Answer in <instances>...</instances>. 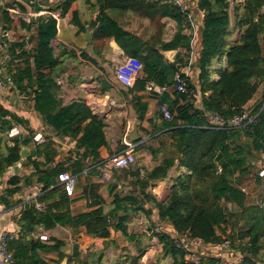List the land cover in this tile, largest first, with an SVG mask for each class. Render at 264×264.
<instances>
[{
  "label": "trees",
  "instance_id": "trees-1",
  "mask_svg": "<svg viewBox=\"0 0 264 264\" xmlns=\"http://www.w3.org/2000/svg\"><path fill=\"white\" fill-rule=\"evenodd\" d=\"M24 2L32 4L33 0ZM97 2L99 12L87 25L81 22L78 0H58L46 10L51 13L59 11L61 16L69 15L80 31L89 27L97 51L108 40L114 39L126 55L141 62L144 65L143 75L137 77L130 92L143 90L149 80L172 86L176 72L185 78L188 91L176 90L175 99L170 103L165 96L160 98V106L167 102L174 117L166 119L159 109L156 119L151 120L152 129L143 130L150 137L148 143L151 152L162 154L163 159L144 177L138 170H133L132 174L136 176L134 184L141 188V192L117 195L115 206L109 212L105 211L101 198L92 203L88 210L73 212L72 199L58 179L59 173L69 168L64 163L53 165L57 150L54 141L46 136L43 143L35 146L28 159L36 167L35 182L42 185L43 194L39 199L44 206L42 209L32 207L25 210L21 221L24 234L34 231L37 225H42L45 230L60 225L73 233L83 232L105 239L111 236V229L114 228L133 240L135 236H130L128 231L130 216L144 212L150 217L153 209L147 208L146 204L152 202L158 208L159 225H170L177 234L172 236L164 229H154L153 232V237L163 244L164 257L171 258V264H221L224 256L213 253L203 256L198 263L187 259L190 249L185 243L198 238L203 240L204 246L213 247L226 257L239 256L232 264H264V196L260 204L248 205L247 195L242 190L252 174L257 175L258 181L264 180L258 172H253L252 164L264 153V96L254 105L251 114L247 113L248 103L264 85V47L261 41L264 38V0H243L233 6L236 13L234 27L240 30L235 41L230 39L234 32L230 1L199 0L198 6L204 10L202 48L197 59L201 70V102H197L195 82L179 71L190 64V53L194 50L193 34L184 31L186 27L191 28L190 8L164 0ZM17 7L22 12L27 11L26 4L18 0L0 6V21L4 22V29L12 28L15 22L19 23L27 30H35L36 41L32 47H29L31 39L8 42L11 58L7 66L9 76L18 89L32 93L34 107L47 124L73 138L82 133L80 144L91 148L98 158L97 149L107 144L104 120L94 114L82 99L64 104L59 97L56 76L62 69L52 45L58 33V19L51 13L41 14L30 21L16 19L9 8ZM111 9L134 12L150 21L154 32L151 35L138 34L126 29L110 15L108 11ZM164 17L173 18L178 23V31L170 41L162 37L166 26L162 21ZM178 48L184 49V53H178L173 62L167 63L163 52ZM224 56L227 66L218 64L215 69L218 78H212L214 62H221ZM208 91L209 95L206 94ZM133 98L138 114L143 117L147 103H143L136 93ZM6 113L2 110L1 115L5 116ZM245 114L254 116V121H246L240 127L229 126L231 119ZM214 115L225 122L224 126L214 127ZM18 120V123L23 122L22 119ZM12 124L9 121V128ZM30 131L34 132L33 129ZM32 140V137L20 138L8 154L0 153V175L20 160V145L29 144ZM34 156L44 157L45 161H37L33 159ZM176 162L178 173L173 180L170 196L166 202H158L145 188L153 180L167 177ZM71 167L75 168L73 173L85 168L80 161H74ZM11 182L16 185L20 177L14 176ZM25 182L35 183L31 177L26 178ZM20 189L15 187L8 192L14 194ZM229 202L235 205L233 209L228 207ZM151 226L158 225L153 222ZM53 238L55 243L52 245L40 239L33 243L14 240L11 248L17 264H53L41 256V252H57L55 264L60 263L66 256L62 249L65 241ZM226 240L230 241L228 247L218 246ZM144 252V249H140L132 264H139ZM105 257V248L82 256L79 246L75 245L72 256H68V264H109Z\"/></svg>",
  "mask_w": 264,
  "mask_h": 264
},
{
  "label": "crops",
  "instance_id": "crops-1",
  "mask_svg": "<svg viewBox=\"0 0 264 264\" xmlns=\"http://www.w3.org/2000/svg\"><path fill=\"white\" fill-rule=\"evenodd\" d=\"M13 1L15 0H2L1 2L3 3L4 7ZM18 1H22L26 4L27 11L22 12L18 7L9 8L13 17L16 19H25L26 21H30L41 14L51 13L46 9L54 5L58 0H37L39 3V10L35 9L34 3L28 4L24 2V0ZM79 1L81 0H78V2ZM89 1L92 3L96 2L98 8L96 10H93V8L88 9L87 7L89 5ZM179 1L186 8L191 9V12L189 13L191 28L186 27L184 31L187 34H193L194 36V50L192 53H190V64L183 67L179 71L185 73L195 82L197 86V102H201L203 96L200 87L201 70L197 65V59L200 56V50L202 48L201 30L204 23V10L200 9L198 6L199 0ZM84 4L86 7L81 4V9L90 12L88 15H86L87 19L83 20L81 17L80 19L82 23L87 25L97 16L99 12V4L97 0H84ZM115 10L120 11L115 13L117 18L114 17V13L111 16L117 19L126 29L134 31L138 34H143L147 30L149 35L154 32V29L151 27V24L148 23V20H145L142 17H139L141 22H147L145 23L147 25L145 31H142L144 30V27L134 28V26H130L128 21L131 19L128 18H131V15L135 14L134 12L118 9ZM51 14H56L57 16L55 17L58 19V33L56 38L53 39L52 45L54 47L55 56L60 62V67L62 69V72H60L64 73L67 71V73L70 75L72 84L76 85V87L68 89L67 100L63 99L61 88L58 86L60 90L59 97L63 100L64 104L74 100L82 99L94 114L98 115L102 121L104 120L106 124L104 127V135L107 144H102V146L97 149L99 157L96 158L94 151H92L91 148L80 144L79 138L81 137L82 133L79 134L78 137L73 138L69 134H63L62 132L54 129L51 125L47 124L34 107L32 93L21 91L16 87L14 82H12L8 83L6 87L0 88V105H2L3 110L7 111L5 116L0 114V153L8 154L9 149L15 144V141L20 139L10 138L8 136L7 130L9 129V121L12 123H18V119H22V123L25 124V126L33 129L34 132L42 131L47 137H50L54 141L57 155L53 165L64 163L65 166L69 168L68 171L72 172L75 169L74 167H71L74 161H80L81 164H84L85 168L82 171L74 173L78 175V181L76 185V193L74 196L70 197L72 199L71 207L73 212L77 213L88 210L90 205L100 198L104 201L103 206L105 211L109 212L115 206L114 200L117 195L125 196L126 194L133 191H136L138 194L141 192V188L134 184L135 178H131L134 175L132 174L134 169V171H139V169L143 168L147 172L162 161V154H154L149 149L148 142L150 137L143 129H152L153 124L151 123V120L156 119V114L160 109V98L165 96L167 98L166 101L170 103L175 99L176 90L173 85H170L162 95L151 94L146 90V88L143 90H137L134 93L130 92L129 89L134 85L129 86L119 81L116 78L114 68L112 67V62L110 59H112L113 56L120 57L121 59H124L126 56L129 57L114 39L108 40L103 48L100 51H97L93 45L92 31L89 27H87L86 30L89 29L91 32V42H89L86 37V30L80 31L79 27L72 23L69 15L61 16L59 11L52 12ZM80 14L82 16L79 5V15ZM162 21L167 22V18L164 17ZM3 25L4 22L2 23L0 21V68L4 74L10 75L7 69V66L10 65L11 60L8 52V42L19 41L22 39H31L29 41V47H32L36 41L35 30H27L16 22L13 24L12 28L6 30L4 29ZM70 27H73V29ZM63 28L71 30V38L62 35ZM236 28L232 27L234 31ZM167 35H169L168 38ZM162 37L165 41H170L172 38L170 28L167 32V28L165 26V33ZM234 37L235 35L233 32V35L230 38L231 41H235L237 39ZM163 53L165 55V61L169 63L176 59V55L178 53H184V49L178 48L166 50ZM140 64L142 65L140 72L141 76L143 75L144 65L141 62ZM218 64L226 67V56L222 58L221 62L217 60L214 62V66H212L214 69L212 72V78H218V73L215 71V69L218 67ZM177 73L180 72H176L174 74V78ZM135 93L136 95L141 96L143 103H147L146 114L143 117H140L137 112V108L135 107L133 98V94ZM206 94L209 95L210 92L208 91ZM258 94L259 91L247 105V107H251V110L260 100H258L256 97ZM112 96H114L118 102L117 105L111 104L110 97ZM125 139L133 143L135 146V155L137 158L135 165L131 169L115 168L112 170L111 179L109 181H102L99 176L100 169L105 165V161L108 160L112 154L118 151H123L127 148ZM138 139L142 140L137 141ZM36 145L37 144L33 140L29 144L22 143L20 145V160L17 163L7 167L5 172L0 175V234L3 231L14 232L18 235L15 240L22 239L23 242H25V240H29L31 243H33L35 240L40 239L39 235H41L43 232L50 231L53 237L65 241V245L62 247V249L65 251V257L67 258L68 256H72L75 245L79 246V252L82 254V256L86 255L83 254V252H96L105 248L107 257L109 253H112V251L116 249L115 256L120 257L113 263L120 262L121 264H132L133 258L138 255L140 249H144L145 252L139 260V264H149L145 263V261L152 249L151 247H148V240L150 239V236L153 235L154 229L158 230L168 227L167 231L172 236H176L175 232L170 228V225H159L158 208L152 202H147L146 204L147 208L153 209V213L150 217H148L144 212L131 214L128 223V231L130 236H135L133 240L128 238L121 230L114 228L111 229V236L105 239L87 235L83 232L73 233L71 229L60 225L52 230H45L42 225H37L34 231L29 233L26 232L24 234V231L21 227V221L24 212L26 209L32 207L39 209L36 203L41 202L39 197L43 194V188L41 189L42 191L38 199L28 200L25 194L27 185L28 187H31L30 185H34L36 183L35 180L37 179V176H35L36 167L28 160L31 153L35 150ZM22 152L26 154L24 155ZM33 159H37V161L40 162L45 161L44 157L36 158V156H34ZM252 164L254 165L253 172L257 174L261 166V159L259 158V160L253 161ZM177 173L178 162H176L174 167L169 170L167 177L153 180L145 188V191L152 194L158 202H166L170 196L171 186ZM14 176L20 177V182H18L16 185L11 182V179ZM28 177H31L35 183L27 184L25 181ZM249 178L250 179L248 181L246 180L242 186V188L245 187L246 189L244 192L247 195V204H260L264 196V180L262 179L258 181L257 175L255 176L253 174ZM127 184H130V187H127ZM15 187H20L21 189L14 194H10L8 190L14 189ZM33 203L35 206L31 205ZM42 203L44 205V202ZM140 217L141 219L143 218L148 223H150V226L153 222L158 226H151V231L145 230L141 226L144 221L140 220ZM152 238L153 241L157 239V237ZM157 242L160 245L159 250L162 251L163 244L159 242L158 239ZM187 244H191L196 248L202 249L205 254L208 251H211V253L208 254L213 253L224 256V259L227 258L223 252H220L213 247L211 249V247L205 246L208 248V251H205V249L202 247L194 245L193 241H190V243ZM50 245H52V243ZM133 247H135L136 253L132 252ZM57 255V252H41V256L44 258H46V256L50 257V262L53 264H55ZM238 257L239 256H236L235 261L238 259ZM61 262L58 264H61ZM66 264H68V261Z\"/></svg>",
  "mask_w": 264,
  "mask_h": 264
},
{
  "label": "built area",
  "instance_id": "built-area-1",
  "mask_svg": "<svg viewBox=\"0 0 264 264\" xmlns=\"http://www.w3.org/2000/svg\"><path fill=\"white\" fill-rule=\"evenodd\" d=\"M167 3H171L174 5H183L179 0H164ZM243 2V0H242ZM233 3H230V8H232ZM54 16H57L56 14H53ZM167 22H166V28L167 32L168 29L170 28L171 30V35L172 38L175 35L177 31V23L176 20L170 17H166ZM168 25V26H167ZM169 35H167L168 38ZM171 38V39H172ZM170 39V40H171ZM112 62V67L114 68V72L116 75V78L121 81L122 83L132 86L134 85L137 77L140 76L141 72V67L142 65L140 62L131 57H125L124 59H121L120 57L113 56L112 59H110ZM174 85L173 87L175 90H178L180 92H187L188 91V84L185 80L184 77H182L181 73H177L175 78H174ZM13 79L11 76L6 75L3 73L2 69L0 68V88L6 87L8 83H12ZM56 83L57 85L61 88L62 91V97L64 100H67V92L68 89L72 87H76V85L72 84L70 80V75L69 73L64 72L56 76ZM145 88L148 92L151 94L155 95H162L167 89V85H160L154 80H149L146 82ZM111 104L112 105H117V101L114 96L110 97ZM94 108V107H93ZM2 105H0V114L2 112ZM160 111L164 114L166 119H172L174 117V112H172L170 106L168 103L164 102L160 106ZM255 117L249 114H245L242 116H236L235 118L231 119L229 122L230 127H240L242 126L246 121L248 123L254 121ZM212 121L214 122V127H222L224 126L225 122L221 120V118L217 115H214ZM7 134L10 138H26V137H32L33 141L36 144H41L45 141V136L42 131H37L31 133L30 129L25 126L22 123H13L12 126L7 130ZM125 142L127 144V148L123 151H118L112 154L108 160L105 161V165L100 169V179L102 181H109L111 179V174L112 170L115 168H128L131 169L136 161V155H135V146L133 143L125 139ZM261 166L258 170V173L260 176H264V153L261 155ZM140 175L143 177L146 174L145 169L141 168L139 169ZM131 178H135L136 176H132ZM58 179L60 184L63 186L65 192L69 197H72L76 193V185L78 181V175L74 174L73 172L70 171H63L59 173ZM31 187H26V197L28 200H34L38 199L40 193H41V184L35 183L34 185H30ZM243 191H245V187L242 188ZM37 207L39 209L43 208V203L42 202H37L36 203ZM233 204L229 203V207L233 208ZM140 220L144 221V219L140 217ZM17 234L14 232L10 231H3L0 234V264H17L16 256L14 250L11 248V243L17 238ZM39 238L42 242L46 244H53L55 243V240L51 234L50 231L43 232L41 235H39ZM193 241L194 245L201 247L204 246L205 243L203 242L202 239H191L188 241ZM230 241L226 240L222 244H219V247H228ZM185 246H187L189 249V245L185 243ZM194 247V246H193ZM192 248V247H191ZM196 248V247H194ZM199 249V250H197ZM203 256H206V254L200 250V248L196 249H190L189 253L187 254V259L198 263ZM233 258H225L221 264H232L235 262V259L232 260ZM74 264V262H72Z\"/></svg>",
  "mask_w": 264,
  "mask_h": 264
},
{
  "label": "rangeland",
  "instance_id": "rangeland-1",
  "mask_svg": "<svg viewBox=\"0 0 264 264\" xmlns=\"http://www.w3.org/2000/svg\"><path fill=\"white\" fill-rule=\"evenodd\" d=\"M230 1V3H233V5L235 6L237 3H240V2H242V0H229ZM79 3V5H80V10H81V12H82V16H81V14H80V17L84 20V19H87V17H86V15H88L89 14V12L90 11H86V10H82L81 9V4L82 5H84L85 6V4H84V0H81V1H79L78 2ZM88 9H90V8H93V10H96L97 8H98V5H97V3L95 2V3H92V2H88ZM86 7V6H85ZM116 12H120V11H117V10H115V9H111V10H109V13H110V15H112L113 13H114V17H116L117 18V15H115V13ZM230 15H231V19H232V27H234V25H235V16H236V13L234 12V8H233V6H232V8L230 9ZM140 16L139 15H131V18H128V19H131L130 21H128V23L130 24V26H134V28H136V27H138V28H140V27H144V30H142V31H145V29H146V27H147V25L145 24V23H147V22H141V19L139 18ZM148 23H150V21H148ZM152 27V26H151ZM71 29H73V27H70ZM239 32H240V30L238 29V28H236L235 29V31H234V35H235V39L236 38H238V36H239ZM145 33H148L149 34V32H148V30L146 31V32H144L143 34H145ZM62 35L63 36H65V37H69V38H71L72 37V32H71V30L70 29H64L63 28V33H62ZM261 41H262V44H263V47H264V38H262L261 39ZM75 45V44H74ZM263 96H264V85H262L261 87H260V89H259V94H258V96H256L257 97V99L259 100V99H261V98H263ZM255 104V103H254ZM247 113H249V114H251V107H248V110H247ZM44 134V136L46 137V135H45V133H43ZM257 160H259V159H257ZM256 161V160H255ZM135 170V169H134ZM134 176V175H133ZM250 179V178H249ZM249 179H247V181L249 180ZM127 187H130V184H127L126 185ZM230 208V207H229ZM230 209H232V208H230ZM141 226H142V228L143 229H145V230H148V231H151L150 230V223H148L145 219H144V222H143V224H141ZM164 229H166V230H168V227H164ZM176 234V233H175ZM177 235V234H176ZM153 235L152 236H150V239L148 240V247H151L152 249H151V252H150V254H148V258L146 259V261H145V263H149V264H171V258L170 257H164V255H163V250L162 251H160L159 250V243L157 242V239L156 240H152L153 238ZM151 241H152V243H151ZM186 243H188V241L186 242ZM189 247H190V249L192 250V249H196V248H194L191 244H189ZM192 247V248H191ZM202 248L203 249H205V251H208V248L207 247H205V246H202ZM133 250H132V252H135L136 253V249H135V247H133L132 248ZM197 250H199V249H197ZM226 250V249H225ZM225 250H223V251H225ZM88 253H90V251H88V252H83V254H88ZM115 253H116V249L114 250V251H112V253H109L108 254V256L105 258V260L108 262V263H110V264H112L113 262H115V261H117V259H119V257H116L115 256ZM208 253H211V251H208L207 253H206V255L208 254ZM130 257V256H129ZM149 257H151V258H149ZM46 258L47 259H49V260H51V258L50 257H47L46 256ZM143 259V258H142ZM234 259H236V257L235 258H233L232 260H234Z\"/></svg>",
  "mask_w": 264,
  "mask_h": 264
},
{
  "label": "water",
  "instance_id": "water-1",
  "mask_svg": "<svg viewBox=\"0 0 264 264\" xmlns=\"http://www.w3.org/2000/svg\"><path fill=\"white\" fill-rule=\"evenodd\" d=\"M33 3H34V5H35V9H36V10H39V3H38V1H37V0H34ZM0 6L3 7V3H2V2L0 3ZM86 37H87L88 41L91 42V32H90L89 29L86 30ZM22 154L25 155L26 153L22 152ZM19 165H20V163H19ZM27 204L30 205L29 203H27ZM31 205H32V206H35L34 203L31 204ZM64 260H65V261H64ZM63 261H64V262H63ZM63 261L61 262V264H66L67 261H68V258L65 257V258L63 259Z\"/></svg>",
  "mask_w": 264,
  "mask_h": 264
}]
</instances>
